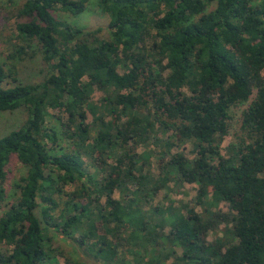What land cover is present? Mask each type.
I'll list each match as a JSON object with an SVG mask.
<instances>
[{
	"label": "trees",
	"instance_id": "16d2710c",
	"mask_svg": "<svg viewBox=\"0 0 264 264\" xmlns=\"http://www.w3.org/2000/svg\"><path fill=\"white\" fill-rule=\"evenodd\" d=\"M91 3L108 40L57 18ZM9 17L0 113L26 119L0 137V264H84L54 234L102 264H264V0H25ZM169 184L196 185L195 204L152 206Z\"/></svg>",
	"mask_w": 264,
	"mask_h": 264
},
{
	"label": "rangeland",
	"instance_id": "374dc122",
	"mask_svg": "<svg viewBox=\"0 0 264 264\" xmlns=\"http://www.w3.org/2000/svg\"><path fill=\"white\" fill-rule=\"evenodd\" d=\"M25 0H0V5L3 7L4 11H0V60L9 64L10 61L6 59L8 53L12 49L13 43L15 40L12 38V34L15 32V18H10L12 11L20 7ZM57 18L63 20L74 27L84 28L87 30H96L100 29L98 36L102 39L108 40L110 38V29H109V17L98 9L95 3H91L87 6L86 11L76 17L66 15L63 13H57ZM17 70L19 71V76L22 80L26 82L37 83L42 80L45 75L43 66L41 65V59L39 56L33 58V60L26 59L18 65ZM122 72V71H120ZM104 97L103 93L95 89L92 95V101L96 104H99L100 100ZM243 107L232 111L233 122L235 126H238V119L240 116V111ZM26 119V115L21 112L14 113H0V137L6 135L12 130L17 129L21 126ZM88 123L92 121L91 116L88 114ZM48 126H54L47 122ZM158 138H163L158 135ZM232 140L231 136H228L224 139L222 145V154H225L224 147ZM152 149V146H151ZM191 147L189 145L183 146L182 148L173 147L172 152L182 151L187 157H191L190 153ZM142 149L139 150L141 152ZM150 171L154 176L158 175L156 161L151 159ZM87 171L92 173L94 170L91 167H87ZM26 173L25 167L21 165L15 158H12L7 166V181H6V190L8 194V200L11 197L16 196L17 189L15 188V183L19 180L20 177L24 176ZM197 196V186L194 184H184L182 187H174L173 184H169L168 188L162 189L154 197L152 206H168L173 204L177 207L179 203L188 204L193 206L195 204V198ZM115 199H119V195L116 192L114 194ZM8 202V201H7ZM218 210L221 213H228L229 207L225 203H220L217 206ZM196 211L201 212V208L196 206ZM36 215L40 218L39 210L36 211ZM224 230V224H220L217 228L208 235V241L211 242L216 236H221ZM50 235V234H49ZM53 246L59 248L66 255L72 257L74 260H77L84 264H102L97 263L92 258L83 254L71 241L65 239L59 234H54ZM130 257H128V261ZM61 264H64L62 258H59Z\"/></svg>",
	"mask_w": 264,
	"mask_h": 264
}]
</instances>
